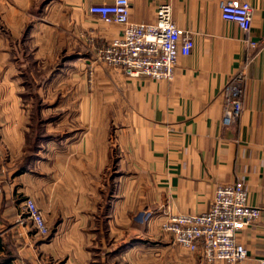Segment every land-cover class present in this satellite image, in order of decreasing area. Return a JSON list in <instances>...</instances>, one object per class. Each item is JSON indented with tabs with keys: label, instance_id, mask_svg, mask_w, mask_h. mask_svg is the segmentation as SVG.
Returning a JSON list of instances; mask_svg holds the SVG:
<instances>
[{
	"label": "crops",
	"instance_id": "0c3cea01",
	"mask_svg": "<svg viewBox=\"0 0 264 264\" xmlns=\"http://www.w3.org/2000/svg\"><path fill=\"white\" fill-rule=\"evenodd\" d=\"M221 1L130 0V19L137 24H154L158 7L170 5L173 20L193 36L195 46L179 57L172 81L130 78L94 60L82 62L83 70L93 67L97 82L110 88L111 100H124V120L110 142L96 124L56 132L54 101L71 95L29 93L31 101L45 104L25 107L24 94L13 87L37 79L17 64L22 60L13 64L9 51L0 49L5 55L0 58V264H226L180 248L162 224L167 214L207 212L217 187L238 180L245 183L249 204L263 209L239 235L248 256L238 264H264V0H238L252 8L248 34L222 19ZM112 2L0 0V22H14L5 25L13 36L46 38L34 55L46 54L44 69L53 61L50 37L56 30L79 43L120 37L123 26L105 24L89 12ZM3 31L0 27V37ZM69 41L63 52L71 50ZM252 53L242 114L227 127L224 88ZM44 73L38 75L41 84L52 85L53 70ZM73 97L78 104L63 108L67 125L74 121L70 114L84 119L88 111L85 94ZM30 111L46 116L41 131L29 124ZM113 159L121 171L107 176ZM27 198L43 212L49 237L38 236L28 221L21 223Z\"/></svg>",
	"mask_w": 264,
	"mask_h": 264
},
{
	"label": "built area",
	"instance_id": "2783aa9c",
	"mask_svg": "<svg viewBox=\"0 0 264 264\" xmlns=\"http://www.w3.org/2000/svg\"><path fill=\"white\" fill-rule=\"evenodd\" d=\"M220 9L224 21L237 24L247 34L250 32L252 8L249 3L222 0ZM89 12L105 24L124 27L120 37L96 47V61L130 78L144 76L156 81H172L179 57L189 56L195 46L193 36L173 20L172 8L168 4L158 7L154 24L133 23L130 0L96 4ZM248 45L257 50V43L249 40ZM255 53L248 56L241 71L224 88L223 124L227 127L235 124L242 114L247 69L254 61ZM262 214V208L249 204L245 183L238 180L217 187L207 212L167 214L163 230L173 235L180 248L189 252L200 251L208 262L238 264L248 256L246 248L239 242V235ZM24 221L31 223L38 236H50L51 230L43 212L30 198L23 202L21 223Z\"/></svg>",
	"mask_w": 264,
	"mask_h": 264
},
{
	"label": "rangeland",
	"instance_id": "374dc122",
	"mask_svg": "<svg viewBox=\"0 0 264 264\" xmlns=\"http://www.w3.org/2000/svg\"><path fill=\"white\" fill-rule=\"evenodd\" d=\"M12 23L14 22H0V27L5 30L3 32H5L6 34L5 36L3 35L0 37V49L3 51L6 50L5 52H7V50L9 51L7 57L8 60L12 61L13 64L15 61L20 62L22 60V63L17 64H23L25 68H28L33 73L34 78L37 79V82L33 80L27 86H24L23 84V86L16 85L13 87L17 91H21L24 94L23 99L25 107L27 106V108H29L30 110H34L36 108L40 109L39 107L41 106V104H45V102H40L37 100L31 101L28 98L29 93L36 94L38 92H50L54 93L55 95H71V97H69L70 100L68 101L61 99L54 101V120L59 121L57 124L54 123L55 128L59 129L56 132L61 135L64 132V126L68 127L67 129L79 125H85L86 128H89L90 126L96 124L97 126L101 127L102 135L107 137L105 138L106 142H110L111 139L113 141V131L118 128H121L122 124L120 123L122 120H124L122 117H120L121 110L124 109V100L122 97L117 98L116 93H112L116 97V99L111 100L110 88L108 86L106 87L104 85H100L97 82L96 72L93 67H86V70L82 69L83 61L94 60V62L100 65V63L96 61V47L100 46L102 43L95 42L96 44H94V41L88 38H86L84 42L80 41L79 43L76 41L77 38L71 36L69 39H67V36L63 37L61 30H56L54 31L53 37H50L54 45L53 61L50 62V60L48 59V65H46L47 68L40 69L46 64V62H44L46 54L38 53L37 58L36 52H39L41 46L45 47L46 38L13 36L6 27L7 25H12ZM27 23L33 24L32 21ZM68 41L70 43L71 50L63 52L62 49L65 43ZM78 48L80 49V51H78ZM10 50H12V53H10ZM3 56L5 55L3 53H0V58H2ZM78 60L81 62L80 64L82 65H78ZM67 64H69L70 66L69 69L65 68ZM52 70L55 77L54 83L52 85H49L42 81L43 83L41 84L38 75H42L46 71L47 74H50ZM46 73H44V76ZM58 73H60L59 76H57ZM40 85L42 86V89L40 88L41 90L39 89ZM2 87L4 88V86L0 85L1 89ZM78 94H85L86 99L89 98L85 100V103L87 104L86 109L88 110L86 111V118L83 119L81 115L76 114L77 116H74V114H70L71 116L69 120L74 119V121H71L69 125H67L68 118H65L67 115V111H65V109L63 108H65L69 104L70 106H72L73 104H78L77 101L73 100V95ZM118 94L122 96V94H120L119 92ZM111 112H113L112 115ZM29 114V124H33L35 127H37V129L44 128L46 126L45 115H43V117H36L35 115H33V111H30ZM72 116L76 118H73ZM118 167L119 166H116V161L113 159V162H110V164L107 166L105 174L109 176L111 173H115L116 171L120 173L121 170Z\"/></svg>",
	"mask_w": 264,
	"mask_h": 264
}]
</instances>
